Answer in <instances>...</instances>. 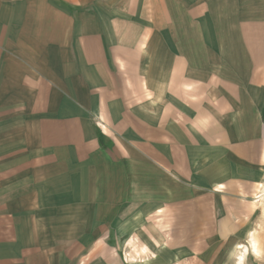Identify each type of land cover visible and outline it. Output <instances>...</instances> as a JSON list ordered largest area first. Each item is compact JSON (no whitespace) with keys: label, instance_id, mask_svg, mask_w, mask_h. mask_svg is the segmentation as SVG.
<instances>
[{"label":"crops","instance_id":"1","mask_svg":"<svg viewBox=\"0 0 264 264\" xmlns=\"http://www.w3.org/2000/svg\"><path fill=\"white\" fill-rule=\"evenodd\" d=\"M263 179L264 0H0V264L255 234Z\"/></svg>","mask_w":264,"mask_h":264},{"label":"rangeland","instance_id":"2","mask_svg":"<svg viewBox=\"0 0 264 264\" xmlns=\"http://www.w3.org/2000/svg\"><path fill=\"white\" fill-rule=\"evenodd\" d=\"M228 236L212 233L210 240H195L190 248L174 249V254H178L174 260L169 257L171 232L148 231L141 234V239L127 236L117 251L123 264H264V221L255 234L245 233L240 238Z\"/></svg>","mask_w":264,"mask_h":264},{"label":"built area","instance_id":"3","mask_svg":"<svg viewBox=\"0 0 264 264\" xmlns=\"http://www.w3.org/2000/svg\"><path fill=\"white\" fill-rule=\"evenodd\" d=\"M253 201L256 202L259 206H264V179L257 186L256 195L253 198Z\"/></svg>","mask_w":264,"mask_h":264},{"label":"bare ground","instance_id":"4","mask_svg":"<svg viewBox=\"0 0 264 264\" xmlns=\"http://www.w3.org/2000/svg\"><path fill=\"white\" fill-rule=\"evenodd\" d=\"M251 247V246H250ZM253 249H254V251H255V253H256V255H257V253H258V250H257V248H256V246H255V244H254V246H253ZM246 252V251H245ZM243 258H242V256L240 257V260L241 261H243L242 260Z\"/></svg>","mask_w":264,"mask_h":264}]
</instances>
